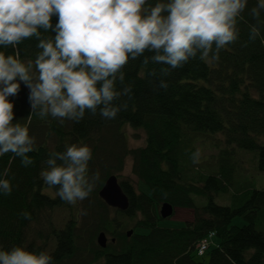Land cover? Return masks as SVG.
<instances>
[{
	"label": "trees",
	"instance_id": "trees-1",
	"mask_svg": "<svg viewBox=\"0 0 264 264\" xmlns=\"http://www.w3.org/2000/svg\"><path fill=\"white\" fill-rule=\"evenodd\" d=\"M255 3L249 0L238 22L239 39L221 51L219 61L209 64L197 56L171 70L167 90H156L158 77L150 75L162 65L130 61L125 83L132 85L133 96L121 98L129 106L115 119L86 113L79 123L61 125L51 116H33L29 129L36 150L28 155L34 163L24 167L12 153L0 156V178L13 184L11 195L0 194V250H46L54 264H264V188L248 180L249 174H264V25L255 41L248 37L256 23L249 15ZM41 32L55 36L51 30ZM38 42L30 38L18 45L21 58L34 59ZM0 51L14 55L16 49L0 46ZM9 99L13 122L27 123L28 89L22 82L18 95ZM127 128L142 131L145 144L130 148ZM204 141L216 153L194 163ZM72 144L91 147L89 174L99 172L94 191L76 206L63 202L40 177L49 153ZM242 150L257 155L249 158ZM127 159L137 186L145 185L149 193L124 177ZM111 176L118 177L129 198L125 212L99 196ZM224 194L231 195V203L218 205L216 198ZM164 204L175 212L193 210L194 219L179 229L161 227ZM237 218L242 226L233 225ZM102 233L108 238L105 249L98 244Z\"/></svg>",
	"mask_w": 264,
	"mask_h": 264
},
{
	"label": "clouds",
	"instance_id": "clouds-1",
	"mask_svg": "<svg viewBox=\"0 0 264 264\" xmlns=\"http://www.w3.org/2000/svg\"><path fill=\"white\" fill-rule=\"evenodd\" d=\"M248 5L249 0H0V46L16 49L14 55L0 51V156L12 153L24 167L34 163L28 155L36 150L29 129L33 116H51L61 125L79 123L86 113L115 119L129 106L121 98L133 96L124 71L132 60H140L142 67L162 65L150 72L158 77L156 90H167L170 71L197 56L209 64L219 61L221 51L238 41V22ZM262 13L264 0H256L249 10L256 21L249 27V41L261 35ZM30 38L39 41V51L34 59H22L18 45ZM21 82L30 106L25 124L13 122L9 99L18 95ZM92 155L87 144L66 145L63 152L49 153L40 177L63 202L76 206L99 179L98 171L89 174ZM198 157L199 150L194 163ZM12 192L11 180L0 178V194ZM21 216L31 219L28 212ZM0 264H54V259L46 250L15 246L0 250Z\"/></svg>",
	"mask_w": 264,
	"mask_h": 264
},
{
	"label": "rangeland",
	"instance_id": "rangeland-1",
	"mask_svg": "<svg viewBox=\"0 0 264 264\" xmlns=\"http://www.w3.org/2000/svg\"><path fill=\"white\" fill-rule=\"evenodd\" d=\"M126 135L128 137V143L129 147L134 149L141 147L145 144V134L142 131L134 130L132 128L126 129ZM209 141V140H208ZM204 141V143L200 146V152L199 157L200 161L206 162L207 159H209V156H212L216 153L215 148H213L212 143ZM240 153L247 154L246 156L251 158V155H257L256 152H247V151H239ZM244 157V156H243ZM247 157H244L247 159ZM249 165H246L249 167V169L252 170L251 163H248ZM256 168V166H255ZM259 173V172H258ZM125 178L131 179L135 185L137 186V179L132 175V161L131 159H127L126 162V168L123 173ZM251 177L248 178L249 182L251 184H255L258 189L264 188V174H249ZM137 190L139 192L149 193L148 188L145 185H138ZM198 202H201L199 199H197ZM216 203L218 205H229L231 203V195H222L216 198ZM194 219V211L190 209H178L176 210L174 216L171 219L163 220L159 224L161 227L164 228H172V229H179L183 227L187 221H192ZM244 224V221L240 218H237L233 225L235 226H242Z\"/></svg>",
	"mask_w": 264,
	"mask_h": 264
},
{
	"label": "water",
	"instance_id": "water-1",
	"mask_svg": "<svg viewBox=\"0 0 264 264\" xmlns=\"http://www.w3.org/2000/svg\"><path fill=\"white\" fill-rule=\"evenodd\" d=\"M100 198L112 209L125 212L129 209L130 202L128 196L123 191L118 177L111 176L105 183L104 187L99 193ZM175 209L169 205L164 204L161 208L160 215L162 219L171 218L174 215ZM133 231L128 233L131 237ZM114 242V241H113ZM98 244L101 248L105 249L108 245L107 236L102 233L98 237Z\"/></svg>",
	"mask_w": 264,
	"mask_h": 264
}]
</instances>
